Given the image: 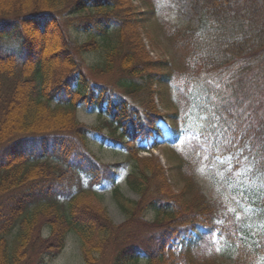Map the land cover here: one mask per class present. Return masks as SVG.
<instances>
[{
	"label": "trees",
	"instance_id": "1",
	"mask_svg": "<svg viewBox=\"0 0 264 264\" xmlns=\"http://www.w3.org/2000/svg\"><path fill=\"white\" fill-rule=\"evenodd\" d=\"M200 3L196 26L167 31L180 54L175 75L168 60L147 53L132 0H0V264H46L71 232L85 264H167L173 239L174 255L216 237L234 249V264H264V228L248 237L227 205L194 182L175 192L156 157L137 155L141 143L158 145L156 96L176 83L174 99L189 113L182 124L171 114L168 145L198 114L212 158L249 150L253 165L264 167V0ZM65 7L88 40L67 37L58 17ZM97 38L105 41L104 59L89 68L113 72L109 82L93 79L85 64ZM80 107L96 112L102 126L79 122ZM91 136L129 155L132 169L122 175V163L99 161ZM121 175L138 200L120 191ZM105 189L123 224L82 198ZM256 196L264 208V189ZM146 212L152 220L141 217ZM137 218L141 230H133Z\"/></svg>",
	"mask_w": 264,
	"mask_h": 264
},
{
	"label": "rangeland",
	"instance_id": "2",
	"mask_svg": "<svg viewBox=\"0 0 264 264\" xmlns=\"http://www.w3.org/2000/svg\"><path fill=\"white\" fill-rule=\"evenodd\" d=\"M141 12L139 22L141 33H143L146 50L152 59L168 60L173 74L180 71V54L176 51L173 42L168 36L169 28L184 27L186 24L196 26L201 14L200 0H132ZM62 16H58L67 37L74 42L82 43L90 38L88 33L76 31L69 23L68 8H63ZM117 36H115V39ZM99 48L84 54L87 71L93 79L99 82H109L113 77L110 74L100 75L91 72L89 66H96L101 63L105 55V41L96 39ZM176 85V83H175ZM167 84L159 89L155 103L159 108L162 120L158 123L159 133L156 137L157 146L152 142L141 143L137 150L139 157H156L161 162L168 178V183L175 192H179L185 186L186 181L194 182L202 193L210 200L227 205L236 213L241 231L248 237L264 228V208L257 205V196L260 189H264V167L253 165L254 160L248 156L249 150L238 152L234 155L225 154L223 157L214 156L208 153V138L202 135L201 129L204 125L202 115L195 114L189 118L187 131L179 138L177 145L167 144L169 127L173 123L172 113H179L177 122H182V117L189 113L181 102L175 100L177 95L176 86ZM76 118L79 122L90 126H102L104 120L97 116L94 111H88L84 107L77 108ZM104 132L107 128L104 127ZM89 150L104 163H122V175L132 169V162L129 155L120 150L104 146L91 136L88 140ZM253 170V171H252ZM118 180L120 191L127 198L138 200L136 196L123 181V176ZM190 198V196H187ZM82 198L97 202L107 207L109 216L117 225L123 224L125 216L111 199L110 192L103 194L102 198L91 193L85 194ZM146 220H152L153 214L146 212L141 214ZM139 218L136 219L133 230L139 228ZM47 230H42V236H47ZM177 242L173 239L172 244L167 246V264H234V249L225 245L216 237L213 245L195 246L187 249L178 247L175 254H172L173 246ZM46 264H85L81 254V242L76 233L71 232L66 238L65 247L62 252ZM100 264H106L102 261ZM131 264H145V261Z\"/></svg>",
	"mask_w": 264,
	"mask_h": 264
}]
</instances>
